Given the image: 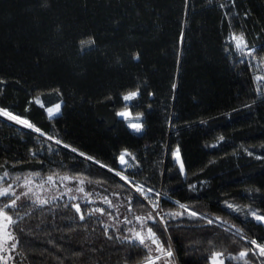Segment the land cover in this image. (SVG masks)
<instances>
[{
	"label": "trees",
	"instance_id": "16d2710c",
	"mask_svg": "<svg viewBox=\"0 0 264 264\" xmlns=\"http://www.w3.org/2000/svg\"><path fill=\"white\" fill-rule=\"evenodd\" d=\"M259 45L264 0H0V109L32 125L0 115V185L68 177L91 194L13 208L0 198L13 264L150 262L98 216L114 217L101 198L119 199L131 221L159 200L163 218L148 227L171 264H210L215 253L264 264L250 243L264 245L253 217H264V88L244 60Z\"/></svg>",
	"mask_w": 264,
	"mask_h": 264
},
{
	"label": "rangeland",
	"instance_id": "374dc122",
	"mask_svg": "<svg viewBox=\"0 0 264 264\" xmlns=\"http://www.w3.org/2000/svg\"><path fill=\"white\" fill-rule=\"evenodd\" d=\"M45 6L48 7L49 3H45ZM52 108H55L52 107ZM61 109V105H60ZM59 112L49 116L50 119L55 118ZM127 113L126 117L120 118L124 119L129 125L131 123H138L141 126L140 120L137 117H134L131 115L129 111H122ZM48 113V112H47ZM2 116V115H1ZM4 117V116H3ZM7 120H10L12 122L17 123L14 120H11L7 117H4ZM20 124V123H18ZM23 128H29L27 125L22 124ZM132 128V127H131ZM133 129V128H132ZM141 129V127H140ZM135 130V129H133ZM136 131V130H135ZM124 160L121 161V165L123 166L124 171L128 170L130 168V164L127 160V155H123ZM176 158L179 160V155L176 154ZM116 176L125 183L128 187H130L135 192H142V190L137 189L133 184L132 180L128 179L124 173H116ZM65 177L61 179H51L46 184L38 185L35 182H33L30 178L24 179V181L16 186H1L0 185V191H3L5 188L10 187V191H14L17 196H19V199L16 200V206L22 205L27 201L37 202L40 204L48 203L49 201H52L56 198L62 197V196H68L76 199H88L91 200V194H88L85 190V187L83 184L79 183L78 180L69 178L64 179ZM68 178V177H67ZM83 189V191H80V189ZM31 189V191H29ZM27 193V195H25ZM4 196H0L2 198ZM99 203L105 204V206L109 207L112 211H114V217H110L109 215L104 216L102 214H98V216H101L105 222L112 228H114L118 233H120L123 228H125V239L129 240L131 242L141 243L140 238L136 235L137 232L140 233V235L144 238V242L141 243L143 246H145L149 252L152 255V259L147 264H171L170 259L166 257V254H164L163 251H161L156 244L152 243V240L149 238V235L147 233L148 223L154 218L160 221L155 214V210L150 207V212L152 215V219H147L148 215L140 216L145 218V221H138L136 218L131 221L128 218V215L125 212L123 203L118 199L115 201H112L109 203L107 199H98ZM159 200L155 202V204L158 203ZM160 202V201H159ZM153 206V205H152ZM5 214V213H4ZM259 215L256 213H253V217L264 224V220H259L256 217ZM2 216H0V220H2ZM129 221L128 223H125V221ZM142 224L145 226L142 227ZM132 225V226H131ZM12 226L13 222L11 224L7 225V228L10 230L11 235H8V233L4 232V225H0V234L3 235L4 239L0 240V264H13V256L15 251L16 242L14 240L13 232H12ZM14 245V247H13ZM159 257V259H157Z\"/></svg>",
	"mask_w": 264,
	"mask_h": 264
},
{
	"label": "snow or ice",
	"instance_id": "6c2138e0",
	"mask_svg": "<svg viewBox=\"0 0 264 264\" xmlns=\"http://www.w3.org/2000/svg\"><path fill=\"white\" fill-rule=\"evenodd\" d=\"M240 39L242 40V38H240ZM237 47L238 48L240 47L239 41L237 42ZM138 58L139 57L137 56L136 59H138ZM258 79H264V77H258ZM137 95H138V92L133 91V92H131V93L123 96V100L124 101H131ZM59 109H60V105L57 104V105H55V108L49 107L47 109V112H48L49 116H52V115L58 113L59 112ZM0 115H2L4 117H7V118H9L11 120H14L17 123L27 125L28 127H32V125L28 122V120L21 119L18 115H13L12 113H10L8 111H4V110L0 109ZM118 115H120L121 117H126L127 116V113L120 112V113H118ZM129 126L132 127L133 129H135L136 131H140V127L141 126L138 123H131ZM36 131H39V129H36ZM56 142L59 143V141H56ZM73 151H75V149H73ZM120 159H121V161L124 160L123 155L121 156ZM4 175L7 176L8 174L5 173ZM17 179H19V178H17ZM51 179L52 178L49 177V180H51ZM64 179H69V178L65 177ZM79 183L83 184L84 181L81 180V181H79ZM29 191H31V189H29ZM80 191H83V189L81 188ZM25 195H27V193H25ZM0 196L11 197L12 198L10 204L9 203H5L4 208H13V207H15L16 206V200L19 199V196H17L14 191H10V187L9 188H5L3 191H0ZM157 206H158L157 204H154L153 205V207H157ZM180 207L181 208H186L185 205H180ZM76 210H77V212L80 211L79 205H76ZM98 211H101L102 212L103 210L102 209H98ZM190 215L191 216H195L196 213L195 212H191ZM0 216L3 217L2 220H0V225H4L5 226L4 227V232L8 233V235H11L10 230L7 228V225L12 223V217L10 215L4 214L3 209H0ZM81 218H83V217H81ZM256 218L259 219V220H264V217H261V216H258ZM136 219L138 221H142V222L145 221V218H143V217H137ZM147 219H149V220L152 219L151 213L148 214ZM128 222L129 221H127V220L125 221V223H128ZM153 223H155V221H153ZM209 223H212V221L209 220ZM143 226H145V225L142 224V227ZM147 233L149 235V238L152 240V243L153 244H156L157 247L161 251H163V249L161 248V246L159 245V243L155 239V233L152 232V229L150 227L147 228ZM136 235L140 238V242L143 243L144 242V238L140 235V233L137 232ZM3 239H4L3 235L0 234V240H3ZM250 243L253 244V245H256V247L259 248V250H260V254L261 255H264V245L257 244V242L255 240L250 241ZM13 247H14V245H13ZM222 255H223V253H215L212 256V258H211L210 264H224L223 260L222 259H219V257H221ZM246 255H247V252H245V251H241L239 253V256L240 257H244ZM167 256L168 257H171L172 256V253H171L170 250L167 251ZM157 259H159V257H157Z\"/></svg>",
	"mask_w": 264,
	"mask_h": 264
},
{
	"label": "built area",
	"instance_id": "2783aa9c",
	"mask_svg": "<svg viewBox=\"0 0 264 264\" xmlns=\"http://www.w3.org/2000/svg\"><path fill=\"white\" fill-rule=\"evenodd\" d=\"M233 1V0H228ZM264 46L259 45L256 47H250L245 50L244 53V60L249 68V71L253 77V82L255 89L258 91L262 88H264V79H258V77H264ZM158 206L153 207L155 210L156 217L161 221L163 218V214L160 208V202L158 201Z\"/></svg>",
	"mask_w": 264,
	"mask_h": 264
}]
</instances>
